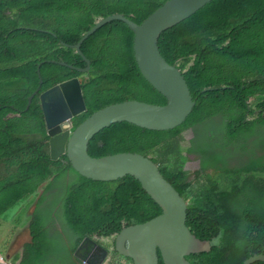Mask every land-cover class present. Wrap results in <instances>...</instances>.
I'll use <instances>...</instances> for the list:
<instances>
[{
	"label": "trees",
	"instance_id": "obj_1",
	"mask_svg": "<svg viewBox=\"0 0 264 264\" xmlns=\"http://www.w3.org/2000/svg\"><path fill=\"white\" fill-rule=\"evenodd\" d=\"M167 1L0 0V164L8 167L0 169V216L46 180L75 172L66 156L50 157L41 93L83 78L87 110L74 119V127L111 104H166L141 74L134 33L123 20L106 23L84 41L82 52L92 66L86 75L78 71L87 64L73 46L102 17L122 13L141 23ZM159 47L186 78L197 101L193 113L169 130L112 124L90 140L89 156L131 152L153 159L189 202L193 234L212 242V252L188 257L192 264H243L264 255V156L235 163L229 152L246 136L245 142L248 136L264 137V0H214L166 29ZM107 53L112 57L103 62ZM189 129L195 138L187 146ZM195 154L201 169L192 173L187 165ZM76 174L62 203L61 220L69 233L68 245L57 248L63 255L51 256L59 232L46 227L51 218L39 208L43 195L28 227L31 242L14 264H81L73 254L85 238L113 237L115 244L123 229L162 212L135 176L104 182Z\"/></svg>",
	"mask_w": 264,
	"mask_h": 264
},
{
	"label": "water",
	"instance_id": "obj_2",
	"mask_svg": "<svg viewBox=\"0 0 264 264\" xmlns=\"http://www.w3.org/2000/svg\"><path fill=\"white\" fill-rule=\"evenodd\" d=\"M212 1L169 0L141 23L122 13L102 17L73 46L87 64L86 69L79 71L89 72L91 63L81 50L82 44L106 23L123 20L134 33V56L138 68L146 81L166 98L165 105L136 100L112 104L92 113L70 133L67 124L73 125V119L86 110L80 81L73 79L58 84L39 95L48 136L51 137L50 150H60L79 174L93 181L110 182L127 175L135 176L161 207L159 215L143 224L125 228L116 236L117 255L131 259L134 264H159L160 257L164 264H192L187 257L211 252L212 246L193 234L187 224L189 202L162 175L151 157L129 152L92 158L89 156L90 140L102 129L118 122L126 121L152 130H169L187 121L197 101L181 70L162 56L159 39L166 29L189 19ZM38 93L39 90L30 97L28 109ZM63 127L68 130L63 131ZM108 253L95 240L86 238L75 256L84 264H103ZM256 262L264 263V255H254L243 264ZM0 264L8 263L0 261Z\"/></svg>",
	"mask_w": 264,
	"mask_h": 264
},
{
	"label": "rangeland",
	"instance_id": "obj_3",
	"mask_svg": "<svg viewBox=\"0 0 264 264\" xmlns=\"http://www.w3.org/2000/svg\"><path fill=\"white\" fill-rule=\"evenodd\" d=\"M111 57H112V53H107L106 55L102 56V61L105 62L109 60ZM61 63H64V65H62ZM54 64H59L61 66H68V67L74 68L73 66H70L66 64L65 62H55L54 61ZM39 67L40 65H38L37 73H38ZM79 70L80 69H78V71ZM89 72L87 73L80 72V73L86 75ZM39 78L41 81L42 80L41 67H40ZM82 81H83V78H82ZM67 82H71V80H68L65 83ZM42 83H43V80H42ZM38 90H40V88ZM251 137L252 136H248L247 142H245V139L247 138V136L242 138L241 146L239 148L238 146H233L231 151H229L231 154V157L233 158V162L236 163L238 160L249 159V157L252 156L253 154H254L253 156L255 157L264 156V137L262 139H258V138L254 139L252 141L250 139ZM194 138H195V130L194 129L187 130L186 131V140H187L186 145L188 146L189 141L193 140ZM243 142L245 143L244 145H242ZM0 169L8 170V167L0 164ZM187 169L192 173L201 169V159L199 158L197 154L192 156V159L187 165ZM77 177L78 175L75 172H71L67 176L64 175L60 177L55 182V184L51 186L49 191L46 192L45 202L40 207L41 212L46 213L47 211L52 210L59 200H61L60 210L63 212V207H62L63 200L67 194V190L69 186L74 183ZM36 196H37V193L27 196L24 200L15 204V206L12 207L4 215L0 216V249L8 251V252H1L0 250V259L7 258L9 256H13V257H16L18 255L23 256V252H24L23 246L27 244V242L29 241V234H28L27 227L30 226V222L34 214V212H32L34 207L30 208V206L36 200ZM53 226L55 227L56 230H58L59 235L58 237L55 238V241H54L55 249L51 250V256L57 259L63 255V253L59 251L57 248L59 247L62 248L63 246L68 245L69 233L67 230V226L63 225V221L60 218V214H57V216L54 218ZM53 234H56V232H53ZM108 261H109V257L107 258L104 264H127L125 260L123 259L113 261V263H110ZM51 264H55V263H51Z\"/></svg>",
	"mask_w": 264,
	"mask_h": 264
},
{
	"label": "clouds",
	"instance_id": "obj_4",
	"mask_svg": "<svg viewBox=\"0 0 264 264\" xmlns=\"http://www.w3.org/2000/svg\"><path fill=\"white\" fill-rule=\"evenodd\" d=\"M86 33V32H85ZM73 49H74V47H73ZM81 50H82V47H81ZM77 53V52H76ZM84 54V53H83ZM79 55V54H78ZM80 56V55H79ZM81 57V56H80ZM51 63H54V61H52ZM41 66H42V64H40ZM87 68V67H86ZM85 68V69H86ZM73 79H78L79 81H80V85H82V78H73ZM73 79H71V80H73ZM66 82V81H65ZM65 82H63V83H65ZM154 87V86H153ZM81 88H82V86H81ZM155 88V87H154ZM51 89V88H50ZM82 94H83V92H82ZM161 94V93H160ZM84 98V97H83ZM85 101V100H84ZM129 101V100H128ZM137 101V100H136ZM167 101V100H166ZM125 102V101H124ZM141 102V101H140ZM147 103V102H146ZM167 103V102H166ZM86 104V103H85ZM112 105V104H111ZM160 106H163V105H160ZM86 110H87V106H86ZM86 110L84 111V112H82L81 114H83V113H85L86 112ZM99 111V110H98ZM81 114H79L78 116H80ZM77 116V117H78ZM89 118V117H88ZM75 119V118H74ZM74 119H73V125H69V124H67V126L66 127H68L69 129H70V133H71V131H73L74 130V128H76V127H74ZM124 122H126V121H124ZM111 126V125H110ZM47 128V127H46ZM68 128H64L63 127V131H65V130H68ZM144 128V127H143ZM105 129V128H104ZM103 130V129H102ZM47 135H48V130H47ZM98 135V134H97ZM50 140H51V137H49V153H50ZM63 156H66L65 154H63V155H61L58 159H52V157H51V153H50V157H51V159L52 160H59V159H61ZM67 157V156H66ZM105 157V156H104ZM68 159V158H67ZM69 161V160H68ZM70 163V162H69ZM72 166V165H71ZM73 168V167H72ZM74 169V168H73ZM74 171L76 172V173H78L75 169H74ZM79 174V173H78ZM79 175H81V174H79ZM81 176H83V175H81ZM84 177V176H83ZM50 179H52L51 181H50V184L51 185H53V184H55V182L57 181V180H55L54 178H50ZM50 179H48V180H50ZM47 181V180H46ZM41 187V186H40ZM46 188H44V189H42L41 191H39V189H38V192H37V197H38V200H37V202L36 203H39V201L41 200V197L44 195L45 196V190ZM68 191V190H67ZM66 197V196H65ZM45 199H46V197L44 198V200L41 202V204L39 205V208L43 205V203L45 202ZM65 199V198H64ZM64 201V200H63ZM60 207H61V201L59 200L58 202H57V204L53 207V209L52 210H50V211H47L46 212V214L47 215H49L50 216V220L49 221H47L46 222V227H49V226H53V224H54V218L57 216V214H60V218L62 219V215H61V210H60ZM93 237H97V236H93ZM100 239H103L102 240V243H103V245L106 247V248H104V249H107L108 251H110V252H112V254H113V256L114 257H119V259H117V260H122L123 258H125V257H122V256H118L117 255V253H116V251H115V244L113 243V240L112 239H106V238H101V237H99ZM86 239V238H85ZM84 239V240H85ZM89 239H91V238H89ZM83 240V241H84ZM93 240V239H92ZM82 241V242H83ZM31 242V236H30V241L28 242V243H30ZM81 242V243H82ZM27 243V244H28ZM81 243L79 244V246L81 245ZM211 243V246H212V242H210ZM26 244V245H27ZM98 244V243H97ZM99 245V244H98ZM79 246L77 247V249L79 248ZM100 246V245H99ZM102 247V246H101ZM25 248V247H24ZM103 248V247H102ZM109 248V249H108ZM77 249H76V251H77ZM76 251L74 252V257L78 260V261H80L76 256H75V253H76ZM6 252H8V251H6ZM211 252H212V250H211ZM206 253H210V252H206ZM21 254V253H20ZM197 254H205V253H197ZM194 255V254H193ZM192 256V255H191ZM108 257V256H107ZM106 257V258H107ZM190 257V256H189ZM14 258L15 257H13V256H9V257H7V258H1L0 259V261L1 262H4V263H8V264H14ZM187 259H188V257H187ZM116 260V261H117ZM127 260H128V258H127ZM131 260V259H130ZM105 261H106V259H105ZM105 261L103 262V264L105 263ZM109 261H110V259H109ZM108 261V262H109ZM81 262V261H80ZM110 263H112V262H110ZM134 263V262H133ZM81 264H84L83 262H81Z\"/></svg>",
	"mask_w": 264,
	"mask_h": 264
},
{
	"label": "crops",
	"instance_id": "obj_5",
	"mask_svg": "<svg viewBox=\"0 0 264 264\" xmlns=\"http://www.w3.org/2000/svg\"><path fill=\"white\" fill-rule=\"evenodd\" d=\"M50 153H51V157H53L54 159H57V158H59L60 156H61V152H60V150H58V149H56V148H53L52 150H50ZM52 179H50V180H47L45 183H43L42 185H41V187L39 188V191H41L42 189H44V188H46L49 184H50V181H51ZM37 200H38V197L36 196V200L33 202V204H31V206H30V208L31 207H34V209H33V211L32 212H34L35 211V209H36V207L38 206V204L36 203L37 202ZM21 202V201H20ZM28 228V227H27ZM28 234H29V241H30V232H29V229H28ZM28 241V242H29ZM27 242V243H28ZM26 246V244L23 246V250H24V247ZM1 250V252H6L5 250H2V249H0Z\"/></svg>",
	"mask_w": 264,
	"mask_h": 264
},
{
	"label": "flooded vegetation",
	"instance_id": "obj_6",
	"mask_svg": "<svg viewBox=\"0 0 264 264\" xmlns=\"http://www.w3.org/2000/svg\"><path fill=\"white\" fill-rule=\"evenodd\" d=\"M61 201V200H60ZM91 239H93V240H95L100 246H102L103 248H106L104 245H103V243H102V240H100L99 239V237H91ZM112 240H113V237L111 238ZM109 249V248H108ZM108 257H109V259H110V261L109 262H112L113 263V261H116L117 259H119V257H113V254H112V252H110L109 251V253H108V255H107ZM107 257V258H108ZM107 258H106V260H107ZM113 259V260H112ZM123 260H125V262L127 263V264H134L133 263V261H131V260H127V258H123Z\"/></svg>",
	"mask_w": 264,
	"mask_h": 264
}]
</instances>
